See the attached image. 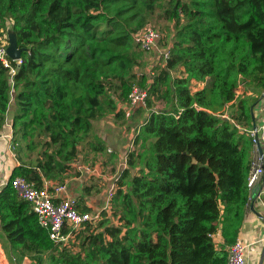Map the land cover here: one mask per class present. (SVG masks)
<instances>
[{"label":"trees","instance_id":"16d2710c","mask_svg":"<svg viewBox=\"0 0 264 264\" xmlns=\"http://www.w3.org/2000/svg\"><path fill=\"white\" fill-rule=\"evenodd\" d=\"M161 3L0 0V33L10 19L24 49L21 64L11 62L13 138L31 150L43 144L35 165L22 162L9 181L64 182L101 117L102 99L114 88L127 101L136 65L132 33ZM162 15L173 24L169 57L146 88L150 111L134 140L143 141L142 150L127 154L109 213L59 246L10 183L1 189L0 231L36 264L42 255L47 264H227V249L213 238L220 232L228 247L234 243L249 200L253 139L238 127L249 122L251 102L237 90H264V0H168ZM100 27L106 32L96 36ZM73 44L76 55L66 52ZM179 68L183 75L173 78ZM9 88L0 62V132ZM158 100L167 108L154 110ZM108 149L105 142L96 151Z\"/></svg>","mask_w":264,"mask_h":264},{"label":"crops","instance_id":"0c3cea01","mask_svg":"<svg viewBox=\"0 0 264 264\" xmlns=\"http://www.w3.org/2000/svg\"><path fill=\"white\" fill-rule=\"evenodd\" d=\"M172 77H180L179 75H183V69L179 68L172 72ZM178 75V76H175ZM200 88L202 87L199 86ZM237 97L242 99H248L251 104L249 106V122H243L241 127L239 129L241 130H256L257 136L259 138V145L260 150L257 147H254L252 144V151H251V173L252 174V163L257 159V157L263 155L264 157V142L262 140V129L261 127L264 126V90H259L253 93L250 90H245L241 87L239 89ZM124 105L120 107V110H123V113L127 114V117H130L132 112H137L138 110H134L131 112H128L124 109ZM141 110V109H139ZM234 108L232 109V111ZM15 107L14 104L12 108H10V105L7 110L6 118H5V133L7 134H1L0 133V183L4 180V178H9L11 176L12 170L20 165V162L18 160V155L16 154V157L13 158L10 156L11 151L8 149L6 150V140L8 139V134L11 133V129H9L8 125H11V121L14 115ZM139 112V111H138ZM142 117H140L138 121L139 128H136L137 125L135 121L134 122V128L132 129L136 135H138L139 129L141 124L144 121V118L146 117V111L141 110ZM131 118V117H130ZM129 121L124 118L123 120L115 123L113 120H100L96 123L92 121L93 125V132L98 135L99 138L102 136L105 140L110 142L109 137L111 136L113 138L114 142V149L111 148L116 155L112 157H122V153H125L126 148L128 145L123 146V140L121 138L122 134H124L129 127ZM243 128V129H242ZM256 128V129H254ZM9 132V133H8ZM92 133V132H91ZM13 136V134H12ZM11 136V138H12ZM118 136V139H117ZM124 140H128L127 137L124 138ZM106 141V144H107ZM108 146V145H107ZM135 150V149H134ZM132 150V151H134ZM102 152V151H101ZM104 155H108L107 150L104 151ZM97 154H101L100 151L97 152ZM111 155V154H109ZM97 159H95L94 162L87 163L79 157H77V160L80 162V166H83V169L85 170L86 167L93 168L95 170L94 174H91L90 172H84L81 171L78 168V165L75 166L71 164V169L69 172H67L64 175V182L69 187V195L74 197L77 200V209L78 211L81 209H88L89 212L93 213H101V211L105 210L109 213V201H108V190L111 187V185L115 186V181L120 175V173L127 168V163L124 162L125 158H121L119 165L114 166L112 163H107V161H111V159H105L104 157L97 156ZM122 165L121 171L118 172ZM101 166V169H100ZM117 166V167H116ZM264 168V164H263ZM249 176V178H250ZM258 179L256 181L250 182V179L248 180V190H249V200L248 202L253 206V211H248V213H245L244 221L239 229L238 235L236 238H239L242 242L250 243L253 245L249 248L247 252L246 257V264H264V250L263 245L260 242L262 235L264 233V172L262 176L257 177ZM256 179V177H255ZM254 179V180H255ZM52 183H59L56 181H51ZM250 191L252 194H250ZM82 211V210H81ZM0 234L2 232L0 231ZM214 243L218 247H225L227 249L228 245L225 244L224 239L220 232H218L214 238ZM9 245V244H8ZM1 250L3 249L0 245ZM3 252V251H2ZM5 256L4 254L0 257V264H6L5 263Z\"/></svg>","mask_w":264,"mask_h":264},{"label":"built area","instance_id":"2783aa9c","mask_svg":"<svg viewBox=\"0 0 264 264\" xmlns=\"http://www.w3.org/2000/svg\"><path fill=\"white\" fill-rule=\"evenodd\" d=\"M9 21L11 23H9ZM8 23L9 27H11L12 21L10 19L7 20L6 25ZM10 31L13 32L11 28ZM161 40L162 36L160 32L150 26H144L133 36L134 44L141 52L153 53V64L156 66L164 65L165 61L169 57L170 46L160 47ZM6 48L7 45L4 44L0 38V62L5 68L9 69L10 88L8 96L10 105V100L14 95L12 77L15 74V67L11 65V62H14L15 66L18 67L21 64V60H11L6 54ZM170 73L172 74V72ZM239 89L237 90V95ZM147 97L148 94L145 88L133 85L128 94L124 109L128 112L141 109L146 111L148 114L150 110L147 109ZM223 117L226 119L229 118L228 114H225ZM8 127L11 129V125H8ZM261 129L262 140L264 142V126H262ZM249 135L253 139L254 147H257V144L260 141L259 138L258 140H255L257 131L250 130ZM7 136L8 139H11L9 135ZM16 146L6 144V150L8 149L11 151L10 156L13 158L16 157ZM107 153L111 154V149H108ZM71 164L72 166L73 164L75 166L78 165V168L86 173L90 172L91 174H94L95 172V170L90 167H86L84 170L83 166H80V162L77 158ZM263 164L264 157L260 154V156L252 163V174L250 176V169V178H248V180L250 179V182L256 181L258 179L257 177L262 176L264 172ZM8 183H10L11 187L16 191L18 197L30 205L31 212L36 215L39 226L47 232L49 239L56 245L68 246L74 237L81 230H83L87 224L95 225L100 220V213L92 214L91 212L82 213L78 211L77 200L69 195V187L66 183L42 181V185L37 187L34 182L27 181L25 178L17 176L11 181H9V178H4V180L0 183V191ZM115 189L116 188L113 185L109 188L108 201L112 197ZM260 242L262 243L264 250V233ZM252 245L253 243L245 244L239 238H236L234 243L227 248V264H246L247 252ZM1 255H3V252L0 248V257Z\"/></svg>","mask_w":264,"mask_h":264},{"label":"rangeland","instance_id":"374dc122","mask_svg":"<svg viewBox=\"0 0 264 264\" xmlns=\"http://www.w3.org/2000/svg\"><path fill=\"white\" fill-rule=\"evenodd\" d=\"M168 2V0H162L161 5H157V7L155 8V10L152 13H148V14H144L145 16V25L144 26H150L152 28H154L155 30L159 31L161 36H162V40L160 42V47H163L165 45H167L168 43L171 42L172 38H173V34H174V30H173V24L168 22L167 20H165V18L163 17L162 13L165 9L166 3ZM140 16V14H135L133 17L135 19H137ZM9 23H11L9 21ZM9 23L5 26V28L2 30V32L0 33V38L2 39L3 43L7 45H9V39H8V33L11 32L10 31V27H9ZM138 31V30H137ZM136 31V32H137ZM106 32V29L104 27H100L97 32H96V36H100L102 33ZM132 33V56L136 62V65L133 67L132 69V83L134 85H139L142 88H148L150 82L152 81V77L153 74L156 73V70L158 68H161L163 65H154L153 64V53H143L141 52L136 45L134 44L133 41V36L136 33ZM66 52L72 53L74 52L76 55V45H70L67 49ZM178 76V75H175ZM132 84V85H133ZM120 91H114L113 89H110L109 92L107 93V95L102 99V106H101V117L97 118L96 120H94V122L96 123L97 121L100 120H113L115 123L123 120L124 118H126V120L129 121V127L127 128L126 132L124 134H122L121 138L123 140V146L128 145V147L125 150V153H122V157H112L114 155H104V151L100 152L101 154H97V148H101L103 146V144L107 141L104 139V137L102 136L101 138L98 137L97 134H95L92 130H93V125L91 126V130L87 135V138L85 139L84 143L82 145H80L78 147V155L79 157L87 163H91L94 162L95 159H97V156L100 157H104L105 159H111V157L113 158L111 161H107V163H112V165L114 166V170H115V165H119L121 158H125V161L127 163V154L130 152H133L132 150H134L136 153L140 152L142 150V144L143 141L140 140L138 145L134 144V140L136 137V133L132 130L134 128V122H137L136 124V128H139V124L138 121L140 119V117H142V113L141 112H132L130 115V117H127L128 115L123 113V110H120V107L122 105H124L127 101L126 97L124 95L121 94V98H120ZM124 96V97H123ZM14 104V95L10 100V108H12ZM113 108V110H111ZM154 110H163L167 108V104L165 103L164 100H158L153 104L152 107ZM92 132V133H91ZM1 134H7L5 133V129H2V131L0 132ZM9 133V132H8ZM10 137L12 136V132L8 134ZM128 140H124V138H126ZM16 137L11 139H5L6 140V144H12L13 146H16V154L18 155V160L20 162V164H22V162L24 163H28L31 165H35V160L41 158V153H42V145L41 144H37L35 143L36 147L34 150H31L30 148H28V144L29 142H23L22 140H15ZM118 139V136H117ZM21 147V148H20ZM44 150V149H43ZM117 167V166H116ZM127 167V165H126ZM101 169V166H100ZM122 169V165L120 167V169L118 170L121 171ZM113 223L115 225H118L116 220H113ZM9 243L7 242L5 235L2 233L0 234V245L2 246V251L3 254L5 256V260H6V264H36L35 260H34V256L31 257L29 255H24L18 251H15L11 248L10 245H8ZM71 244V243H70ZM72 250L74 252L78 251V245H73ZM36 258H43V262L42 264H47V262L45 261L46 255H42L40 257H36Z\"/></svg>","mask_w":264,"mask_h":264},{"label":"water","instance_id":"95a60500","mask_svg":"<svg viewBox=\"0 0 264 264\" xmlns=\"http://www.w3.org/2000/svg\"><path fill=\"white\" fill-rule=\"evenodd\" d=\"M8 39H9V45L6 48V54L7 56L11 59V60H18L21 57V53L24 50L23 48H18L17 47V41H16V36L14 34V32H9L8 33ZM225 120H228L225 118ZM256 129V128H254ZM110 142L107 141V145L111 148H115L114 147V142H113V138L110 136L109 137ZM255 140H258V136L255 135ZM257 148L260 150V145L259 143L257 144ZM193 163H195V160H192ZM250 194H252V192L250 191ZM253 211V206H251V204L248 202L247 206H246V210L245 213H248V211Z\"/></svg>","mask_w":264,"mask_h":264}]
</instances>
